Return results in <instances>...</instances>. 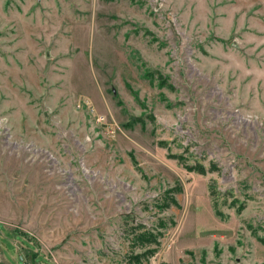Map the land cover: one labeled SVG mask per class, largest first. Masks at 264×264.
Returning a JSON list of instances; mask_svg holds the SVG:
<instances>
[{
  "label": "rangeland",
  "instance_id": "374dc122",
  "mask_svg": "<svg viewBox=\"0 0 264 264\" xmlns=\"http://www.w3.org/2000/svg\"><path fill=\"white\" fill-rule=\"evenodd\" d=\"M138 225L140 264H264V0H0V264H133Z\"/></svg>",
  "mask_w": 264,
  "mask_h": 264
},
{
  "label": "trees",
  "instance_id": "16d2710c",
  "mask_svg": "<svg viewBox=\"0 0 264 264\" xmlns=\"http://www.w3.org/2000/svg\"><path fill=\"white\" fill-rule=\"evenodd\" d=\"M190 169L197 172L200 175H206L208 172L215 173V172L220 171L218 166L215 165L214 163H211V165L209 166L208 169H206L205 166L201 163H199L198 165L192 166ZM210 192H211V195L213 197L216 196L217 191L212 184L210 185ZM173 193H175V194L183 193V187L179 186V187H176L175 189L167 191V193L165 195L166 202L164 203L163 209L170 208L172 205L180 208V204H179L178 200L175 199L174 196H172ZM162 226H165V224L162 223ZM132 232H133V234H135V244H138L140 248L145 250L144 253H140V254H137L136 256L132 257L133 264H140L144 261L149 260L151 257H153L155 255L157 248L161 244L160 238L162 237L163 233H157V232L147 230L144 225H138V226L134 227ZM11 233L16 238H24L29 245L33 244L34 246H36L35 243L33 241H31V239L26 238L25 236H23L21 234H16L13 232H11ZM29 252L32 253L31 254L32 261L31 262H33L34 264H42L43 262L45 264H47L45 257L42 256L40 253H37L34 251H29ZM27 262H29V261L25 257H23L22 255H20V257H18V263L19 264H26Z\"/></svg>",
  "mask_w": 264,
  "mask_h": 264
},
{
  "label": "built area",
  "instance_id": "2783aa9c",
  "mask_svg": "<svg viewBox=\"0 0 264 264\" xmlns=\"http://www.w3.org/2000/svg\"><path fill=\"white\" fill-rule=\"evenodd\" d=\"M82 103H83L84 107L88 108V110L90 111L91 114L95 115L96 121L98 124H101V125L107 124L105 121L106 120L105 116L98 115L96 113V111L94 110V108L91 106L90 101L85 100L84 102L82 101ZM81 104L79 107H81ZM106 128H107V134L109 135V137L114 138L116 136V132H117L118 127L117 126L114 127L113 124H110V125H107Z\"/></svg>",
  "mask_w": 264,
  "mask_h": 264
}]
</instances>
